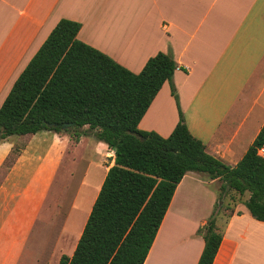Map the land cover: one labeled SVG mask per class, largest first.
<instances>
[{
    "label": "crops",
    "instance_id": "1",
    "mask_svg": "<svg viewBox=\"0 0 264 264\" xmlns=\"http://www.w3.org/2000/svg\"><path fill=\"white\" fill-rule=\"evenodd\" d=\"M62 19L79 22V40L136 74L160 52L177 62L179 101L166 82L140 130L169 137L180 120V107L190 133L207 152L235 166L263 128L264 0H0V108ZM70 145L95 149L103 167L77 238L71 239L77 246L114 165V151L91 136L77 143L72 135L54 131L11 136L0 143V264H18L24 257ZM200 175L189 172L178 186L145 264L199 263L205 241L198 230L217 202L216 190ZM186 179L191 180L187 190H205L211 196L212 211L202 218L191 217L189 195L188 204H175ZM88 188L93 189L90 181ZM245 214L246 209L238 215L237 207L217 223L223 239L213 264H264V222L251 216L252 231L238 232V217ZM66 230L67 225L65 237Z\"/></svg>",
    "mask_w": 264,
    "mask_h": 264
},
{
    "label": "trees",
    "instance_id": "2",
    "mask_svg": "<svg viewBox=\"0 0 264 264\" xmlns=\"http://www.w3.org/2000/svg\"><path fill=\"white\" fill-rule=\"evenodd\" d=\"M81 28L79 22L60 20L0 108V143L11 136L54 131L73 134L77 143L91 136L115 153L73 255H63L59 264H145L189 172L221 181L219 199L230 190L249 194L246 208L264 222V158L258 155L264 126L235 166L207 152L190 133L180 107V120L169 137L140 130L166 82L179 101L177 62L160 52L136 74L79 40ZM68 123L74 126L63 129ZM217 217L215 208L198 230L205 241L198 264H213L218 254L223 235Z\"/></svg>",
    "mask_w": 264,
    "mask_h": 264
},
{
    "label": "rangeland",
    "instance_id": "3",
    "mask_svg": "<svg viewBox=\"0 0 264 264\" xmlns=\"http://www.w3.org/2000/svg\"><path fill=\"white\" fill-rule=\"evenodd\" d=\"M73 135V134H70ZM88 136V135H87ZM96 150L84 151L83 147L70 145L66 152V159L62 162L56 178L49 190L38 222L35 224L26 246V253L20 258L18 264H59L63 255L72 256L76 240L82 221L90 208V204L95 194V185H100L102 178V158L96 155ZM100 154V152L98 151ZM89 172V174H86ZM201 174V173H195ZM96 175V176H95ZM203 181L217 193L215 208L218 211L217 223L220 220L228 219L236 213L246 214L238 217V232H251L253 219L245 206L249 199V194L241 196L235 191H227L223 199H219L221 193V181L211 182L208 174H201ZM89 181L93 183V189L88 188ZM186 179L184 186L177 194L175 204L189 201L185 198L189 195V210L191 217H204L208 211H212L211 196L205 190H187ZM211 205V206H210ZM252 218V220L250 219ZM67 225L68 236L62 235V230ZM220 230V228L218 227ZM223 231V230H222ZM61 236V237H60ZM60 237V238H59ZM59 238V240H58ZM41 259L39 263H35Z\"/></svg>",
    "mask_w": 264,
    "mask_h": 264
},
{
    "label": "water",
    "instance_id": "4",
    "mask_svg": "<svg viewBox=\"0 0 264 264\" xmlns=\"http://www.w3.org/2000/svg\"><path fill=\"white\" fill-rule=\"evenodd\" d=\"M74 126V124H72V123H68V124H65L64 126H63V129H68V128H70V127H73ZM49 127H57L56 125H54V124H49ZM142 140H145V138H143Z\"/></svg>",
    "mask_w": 264,
    "mask_h": 264
},
{
    "label": "built area",
    "instance_id": "5",
    "mask_svg": "<svg viewBox=\"0 0 264 264\" xmlns=\"http://www.w3.org/2000/svg\"><path fill=\"white\" fill-rule=\"evenodd\" d=\"M258 155L262 158H264V146L261 147L259 150H258Z\"/></svg>",
    "mask_w": 264,
    "mask_h": 264
}]
</instances>
